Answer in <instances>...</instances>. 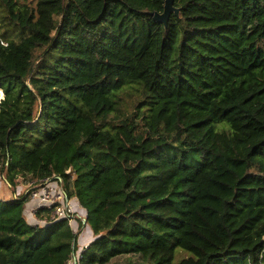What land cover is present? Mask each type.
<instances>
[{
  "label": "trees",
  "instance_id": "trees-1",
  "mask_svg": "<svg viewBox=\"0 0 264 264\" xmlns=\"http://www.w3.org/2000/svg\"><path fill=\"white\" fill-rule=\"evenodd\" d=\"M163 5L0 0V172L63 181L75 264H264V0ZM28 196L0 199V264H67Z\"/></svg>",
  "mask_w": 264,
  "mask_h": 264
},
{
  "label": "rangeland",
  "instance_id": "rangeland-1",
  "mask_svg": "<svg viewBox=\"0 0 264 264\" xmlns=\"http://www.w3.org/2000/svg\"><path fill=\"white\" fill-rule=\"evenodd\" d=\"M122 102L124 104V107L126 109L127 113H131L133 111V105L131 103V99L129 97L122 98ZM72 164L74 165V172L77 171V167L75 166V162L72 161ZM72 166H67L64 170V172H69L72 169ZM72 174V178L75 176V174ZM14 177V178H13ZM57 182V181H56ZM61 185H63V181H61ZM38 181H35L34 178H31L30 176H14L13 171L7 170V168L4 169V171L0 172V199L1 200H7L10 201V199L15 197H20L24 193H27V191L33 190V188L37 187ZM63 188V186H62ZM29 197V196H28ZM66 207L69 206L72 210L70 215H72L70 218H68V225L73 230V232L77 233L76 237V252L75 256H77L78 248L86 243H89L93 238V232L91 231L89 222H86L83 224V226L79 227V219H84L85 212H82L83 209L81 208L80 204L78 203L77 199L74 197L70 199L69 201H65ZM74 207V208H73ZM46 209L45 206H38L37 202L33 200L26 201L25 203V219L28 223L43 226L46 223H48V220L50 219L51 210L46 211H39V209ZM85 221V220H84ZM79 227V230H78ZM60 238L63 240L65 239L63 236H60ZM61 240V241H62ZM59 239L57 240L58 243ZM187 255V253H185ZM73 257V256H71ZM124 260V256L116 258L114 261L115 263H122ZM68 264H75L74 259H70Z\"/></svg>",
  "mask_w": 264,
  "mask_h": 264
},
{
  "label": "built area",
  "instance_id": "built-area-1",
  "mask_svg": "<svg viewBox=\"0 0 264 264\" xmlns=\"http://www.w3.org/2000/svg\"><path fill=\"white\" fill-rule=\"evenodd\" d=\"M38 184L39 185L37 187L29 191V200L31 199L37 202L39 208L40 206H45L47 207L48 211L51 210L50 219L48 221L70 218L72 216L70 215V213L73 209H71L69 206L66 207L65 201L67 202L72 198L68 199L67 197H65L61 183L45 180L43 183L39 182ZM87 246L88 243L81 245L77 251L78 257L73 255V257L71 258L76 261L81 257V254L87 248ZM70 259L68 260V262L70 261Z\"/></svg>",
  "mask_w": 264,
  "mask_h": 264
},
{
  "label": "water",
  "instance_id": "water-1",
  "mask_svg": "<svg viewBox=\"0 0 264 264\" xmlns=\"http://www.w3.org/2000/svg\"><path fill=\"white\" fill-rule=\"evenodd\" d=\"M173 2H174V0H164L162 12H148V14L151 16V18L154 21L163 23V25L166 27L171 13L178 15V12H179V9L174 7ZM74 263H75V261H74Z\"/></svg>",
  "mask_w": 264,
  "mask_h": 264
},
{
  "label": "clouds",
  "instance_id": "clouds-1",
  "mask_svg": "<svg viewBox=\"0 0 264 264\" xmlns=\"http://www.w3.org/2000/svg\"><path fill=\"white\" fill-rule=\"evenodd\" d=\"M75 263H76V261H75Z\"/></svg>",
  "mask_w": 264,
  "mask_h": 264
}]
</instances>
